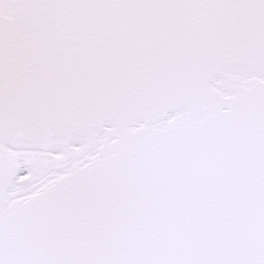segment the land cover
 <instances>
[{"label": "snow or ice", "instance_id": "6c2138e0", "mask_svg": "<svg viewBox=\"0 0 264 264\" xmlns=\"http://www.w3.org/2000/svg\"><path fill=\"white\" fill-rule=\"evenodd\" d=\"M0 264H264V0H0Z\"/></svg>", "mask_w": 264, "mask_h": 264}]
</instances>
